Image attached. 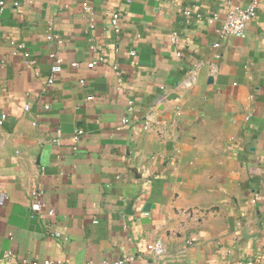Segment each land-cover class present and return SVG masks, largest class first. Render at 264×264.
Returning <instances> with one entry per match:
<instances>
[{
    "label": "crops",
    "instance_id": "0c3cea01",
    "mask_svg": "<svg viewBox=\"0 0 264 264\" xmlns=\"http://www.w3.org/2000/svg\"><path fill=\"white\" fill-rule=\"evenodd\" d=\"M85 1L0 18V264H264V0L225 40L229 6L251 0Z\"/></svg>",
    "mask_w": 264,
    "mask_h": 264
},
{
    "label": "built area",
    "instance_id": "2783aa9c",
    "mask_svg": "<svg viewBox=\"0 0 264 264\" xmlns=\"http://www.w3.org/2000/svg\"><path fill=\"white\" fill-rule=\"evenodd\" d=\"M94 0H87L83 2L82 8L83 11H85L87 14L92 13V2ZM12 4L13 7H18L19 6V0H0V18L5 10V8L9 5ZM257 7H258V0H251L250 3L246 6L240 5V4H231L226 12L225 18L221 22V27L219 29V37L222 40H225L229 37H240V38H245L247 36V30L249 24L256 19L257 16ZM186 14H189V11H185ZM120 19H121V14L119 11H113L110 16V24L113 30L116 33H119L121 31V26H120ZM216 18H209L210 23H214ZM90 28H94V24L90 25ZM49 32L46 35V38L49 42H52L56 45H62L64 43V39L61 35L56 34L52 31L53 29V24L49 22ZM179 41V36L176 32L172 34L171 37V42L174 44H177ZM12 47H13V52L14 54H22L25 59L27 64L30 66H34L36 64V60L31 57V54L25 49V44L22 42H15L11 41L10 42ZM221 46L220 42L215 43V47ZM134 53V52H132ZM180 55V53H178ZM49 59L51 61V72L47 78V85H52L54 82L57 80V78L61 75L63 72V60L59 57V55L55 52L49 54ZM78 64L77 62H73L71 64L72 67H76ZM94 63L89 64V67H93ZM93 97H90L89 99H92ZM31 107L29 105L25 106V110L29 111ZM8 115L6 112H3L0 114V126L4 124V122L7 120ZM130 122L129 118H124L123 123L128 124ZM149 122L146 121L144 123V127L148 128ZM83 134V130L81 128L77 129L75 132L73 139L75 141H78L79 137ZM61 134H58L57 139L55 140L56 142H59ZM139 174L142 177V191H148L150 183L152 179L155 178L154 175H148L147 171L143 168L138 169ZM42 193L39 192L37 196H41ZM43 206L42 201H35L32 205V212L35 213L41 209ZM148 250L153 256L159 257L162 256L165 252V247L164 244L161 240H156L153 243L148 245ZM124 260L119 259L113 262L109 263H104V264H123ZM37 264V263H34ZM44 264H63L62 262H53V261H45ZM248 264H252L249 262Z\"/></svg>",
    "mask_w": 264,
    "mask_h": 264
}]
</instances>
